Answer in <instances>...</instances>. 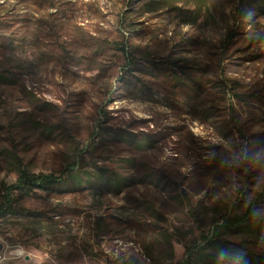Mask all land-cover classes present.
Segmentation results:
<instances>
[{"label":"rangeland","instance_id":"obj_1","mask_svg":"<svg viewBox=\"0 0 264 264\" xmlns=\"http://www.w3.org/2000/svg\"><path fill=\"white\" fill-rule=\"evenodd\" d=\"M20 169L58 186L25 196ZM9 203L1 264H239L210 243L264 222V0H0ZM230 228L264 264V235Z\"/></svg>","mask_w":264,"mask_h":264},{"label":"trees","instance_id":"obj_2","mask_svg":"<svg viewBox=\"0 0 264 264\" xmlns=\"http://www.w3.org/2000/svg\"><path fill=\"white\" fill-rule=\"evenodd\" d=\"M251 15H249L248 18H250ZM247 18V19H248ZM178 80V79H176ZM138 147L146 148L147 145L143 142H138ZM20 181L19 184L14 187L15 190L21 191L23 195L25 196H34L37 195V193L40 191H49L50 189H55L58 184L56 180H50L43 176H31L26 172L24 169H20ZM84 173V175H83ZM88 174L86 172L82 171V174L79 172L71 173L68 177V180H71L73 183V186H80L84 184V179ZM95 174H91L90 178H87L88 181H93L96 178H94ZM102 176H99L101 178ZM91 179V180H90ZM98 181V180H95ZM158 181V179H157ZM160 182V179L159 181ZM115 187L122 186L121 182L119 180H116L114 182ZM112 184V183H109ZM16 209L13 208L12 204L9 203L8 205L0 208V216H6L7 214L15 213ZM227 224L224 226H218L215 228V231L213 233V240L210 243V246L212 248V252L214 253V257L218 259H224L227 257H231V259H234L239 264H254V263H263L261 261H257L253 257L250 256H244L240 253H238L235 250H232L228 248L225 243H223L219 237L226 234L227 231L231 230L230 227H237L243 230L244 233L247 234H258V235H264V222L257 220L254 216L251 215L250 209H247L243 214H240V216H230L225 217ZM204 249L198 250L195 252V254H190L188 260H186L183 264H194L195 260L201 261L205 263L209 260V258L212 257V254H208L206 251H203ZM218 253V254H216ZM260 259V258H259Z\"/></svg>","mask_w":264,"mask_h":264},{"label":"built area","instance_id":"obj_3","mask_svg":"<svg viewBox=\"0 0 264 264\" xmlns=\"http://www.w3.org/2000/svg\"><path fill=\"white\" fill-rule=\"evenodd\" d=\"M5 247L2 245V243H0V259H4V256H5ZM17 254H19V256H23V250H17L16 251Z\"/></svg>","mask_w":264,"mask_h":264},{"label":"bare ground","instance_id":"obj_4","mask_svg":"<svg viewBox=\"0 0 264 264\" xmlns=\"http://www.w3.org/2000/svg\"><path fill=\"white\" fill-rule=\"evenodd\" d=\"M3 262V259H0V264Z\"/></svg>","mask_w":264,"mask_h":264}]
</instances>
